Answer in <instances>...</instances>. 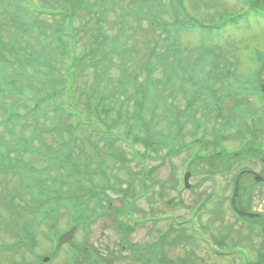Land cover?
<instances>
[{"label":"rangeland","instance_id":"1","mask_svg":"<svg viewBox=\"0 0 264 264\" xmlns=\"http://www.w3.org/2000/svg\"><path fill=\"white\" fill-rule=\"evenodd\" d=\"M2 1L5 2L6 8L2 10L0 15V24H5V22L9 23V21L3 16V13L10 11L17 3V0ZM125 1L128 4L130 0ZM141 1L143 10L146 9L144 5L146 2H156V0ZM61 2L59 0L55 3L46 2L45 0H32L38 10L51 8L56 11L67 7V4L61 5ZM23 4L25 6L26 3L23 2ZM180 4H182V8L178 7V9H175L178 13L177 19L180 20L183 16L195 18L194 29L198 25H210L211 20H216L223 13H228L231 17L234 16L235 18L233 19H238L246 11L244 6L231 0H180ZM156 5L164 8L163 0L160 3L157 0ZM122 6L125 7L123 2ZM155 6H152V9ZM21 7L24 8L22 5ZM155 16L167 23L173 20L169 12L156 11L154 13ZM110 18L113 19L114 17L110 16ZM246 19L242 20V18H239L236 23H230L231 26L220 27L221 30L216 34L211 32L209 38V42L212 45L218 46L217 54H220L219 49H221L228 53L230 59H236L237 72L243 75H247L248 72L249 74L251 73L253 58L255 57L254 50L264 53V22L252 14L247 15ZM125 20L128 22L126 33L128 36L132 35L126 47H130L133 44L135 47L130 48L138 50L139 53L138 56L135 55L138 63L133 67L131 66L133 71L138 66L136 69L138 81L143 82L146 77V71L142 68L144 63H148L151 67L152 78L155 81H161L163 70L166 68L164 65L166 59H160L165 49V45L161 42V38L165 36L164 33L147 19H141L140 23L129 18ZM49 21V27H52L53 19H49ZM114 22L115 28L107 30L109 39L113 38L116 30L120 28V23ZM72 23L74 32L77 31V33L87 26L78 15V9L75 11V18ZM35 31L36 27L33 33L26 35L36 40L33 36ZM204 36V33L199 31L182 32L178 41L184 53L178 59H175L174 62L184 60L187 64L186 59H189L190 62L198 56L200 50L205 51L200 49L202 44L204 45ZM18 38L23 42L19 50L27 49L31 51L26 47L23 36L20 35ZM34 40H29L30 47L31 44H34ZM46 45L49 51L41 57L44 60H48V54L53 52L52 42ZM6 46H10L9 39H7ZM172 54L170 53L167 57L168 65L173 59L171 58ZM12 58V61L8 60L11 63L10 67L5 68L3 72V76L7 79H3L5 82L0 80V87H3L6 82L11 85H7V88L2 91V96H0V120L3 118V112L6 108L13 109L15 117L7 125L8 129L19 140L25 142L31 150L38 149L39 153L36 156L25 152L20 156L17 153H10V155L14 159L19 158L20 162L25 164L22 167L19 166L23 177L28 179V181H31L34 177V180L41 188L42 196L55 193H58L59 196L70 195L65 200L64 208H61L60 214L56 219V227H50L44 220L34 221L32 214L29 213L30 210L21 213L18 208L14 207V204L13 207H9L1 203L6 194L13 196L14 202L20 205L29 203L30 199L26 192L21 199L22 191H24L22 184L25 180H22L18 173H15V175L13 173L2 174V177H0V264H21L22 262L36 264L35 255H39L40 262L44 257L51 258L50 253L54 251V246L52 248L50 238H52L53 233L67 229L70 223L68 222L69 214L67 210L75 211L73 203L78 201V197L83 195L77 189L80 185L97 187L101 194L103 193L101 197H104L105 200L102 206L98 207L95 219L77 230L73 242L75 245L80 246L82 253L83 251H89L94 257L97 254L106 255L107 264H141L142 260L137 255H133L130 250L119 247L122 234H119L114 227L116 219L129 226L137 222L133 226V231L126 236V242L140 246L142 248V256L146 255L147 247L160 243V239L163 238L160 246L157 245L159 247L158 250L165 255L167 260L171 259L173 262L186 258V264L188 262H191V264H264V241L261 237L264 230V183L255 187L254 177L250 174L245 175L240 181L242 186L248 188L251 186L253 188L250 192V202L246 204H248V211L258 214L257 220L262 221L257 225L254 224L252 227L253 231L250 233L246 229L247 223L235 218L230 212L228 199L231 197L234 186L233 177L239 170L247 167L248 170L264 177V105L259 104V102H263L262 98L257 97L255 100L256 96L252 95L245 100L250 103L244 104L247 111H249V116L247 115L243 121V127H237V123L232 126H226L220 129L221 134L218 135L219 148L221 146L227 153H233L242 145L247 144V146L257 149L255 154L253 156L248 155V157L245 154V159H242L239 163L229 155L228 161L231 167L225 171H220L214 178L211 175L208 178L205 177L206 164L192 169L188 179L190 188L185 189L182 185V176L187 166V158L190 153L197 151L193 149L197 147V144H193L192 137L195 129L194 122L199 120L203 124V127L198 131L199 135L204 127L207 128V132L203 137L209 141L208 147L211 148L215 143L213 135L214 122L211 119L209 120V117L204 118L202 115L206 105V95H203L200 100L195 102L194 111L191 115L192 124L188 122L182 129L181 135L175 141L174 128L172 129L167 124L169 118L167 120L165 114L171 115L170 107H175L180 112L183 111L187 101L182 96L181 91L174 95V101H172L166 96L168 90L166 92L162 90V83L156 87L161 90V99H156L155 105H157L156 114L158 120L156 121L157 125L154 128L151 127L150 131L156 133L154 136L156 140L159 137L162 140L166 139L169 148L177 149L171 155L166 151L167 147L165 146H159L158 153H155L149 148H145L141 142L132 143V136L128 137L124 134L127 124L123 123L122 125L121 121L116 127L117 130H115L121 139L115 141L113 143L114 148L107 152L108 146L104 144L103 140H100V135L97 132H93L91 129L89 131L88 128H81L78 131L73 130L72 134V130L69 127L75 124V119L64 115L61 117L60 113H58L61 109H69L71 112L76 111L83 119L95 121V116L91 115V117L86 118L89 115L85 107L86 101L84 97H81L78 93L76 94V86L68 87L71 82H66L67 91L63 92L64 84L57 80L56 73L53 72L51 74L52 85L43 88L41 79L39 80L38 77L33 79V67L31 65L21 63L13 54ZM61 59H64V57ZM49 66L50 70H53L54 63L50 61ZM198 75L200 78L199 73ZM116 76H118V73H113V77ZM260 82L259 85L263 87L264 70L260 73ZM169 83L172 84L171 81ZM237 86L238 84H232L230 87ZM212 87V94L220 95L223 93L221 88L227 89L228 86L215 83ZM6 90L13 91V95H7ZM33 100L37 102L36 109L32 105ZM147 100L151 101V97ZM232 103L231 97H224L220 102V107L225 111L231 107ZM69 104L74 107L73 110H71L72 108ZM105 104L109 107H115V111L118 110L117 104H112L109 101ZM134 108L132 103L127 106V110L130 112ZM48 112L54 115L52 121H50L52 114L46 115ZM144 113H147L145 115L147 118L144 117ZM116 115V113L112 112L111 118L115 120L116 118L114 117ZM216 115L217 112L213 109L210 116L214 117ZM179 116L181 121H184L185 117L183 116H185V113L184 115L180 113ZM135 117L134 122L137 123V126L133 120L128 125L144 130L145 128L142 126L147 125L154 115L152 110L149 109L147 112L137 113ZM23 122L25 124L20 125ZM220 125L221 121H219ZM2 128L4 127L1 124L0 133H3ZM146 135V133L140 132L135 138L139 140L146 139ZM2 136L5 140L12 139L7 134ZM253 136L255 137L254 140ZM188 143L191 145L190 150L186 147ZM92 144H95L98 149L96 154ZM209 150L211 151L212 148ZM113 151H118L121 154V158L114 161ZM67 163L69 164L65 165ZM29 164L30 167L28 169L26 165ZM103 167L107 169L108 175L111 177L108 179L115 190L119 188L123 190V187L114 183H120L119 178L127 179L131 182V188L134 191L133 196H135L133 200L123 197L122 194L115 190L106 189L104 191L105 177L99 172L103 170ZM71 168H76L79 171L77 176H74ZM14 172L18 171L15 170ZM114 177H118V179H114ZM215 178L217 181L214 183L213 180ZM18 190H21V194L15 195ZM210 192L214 193V204H210L208 211L197 210L195 213V208L191 209V207H197L200 199L205 198V195ZM8 201L9 199L5 200L6 204ZM124 201H129L133 206H130L131 211L129 213L118 218L116 213L125 207ZM37 204V202L31 200L29 208ZM16 215L21 216L23 224H26L24 230L28 233L32 242H35V255L30 254L25 249L16 248L14 245L15 239L16 243L20 242L17 235L20 218ZM185 220L190 221L189 225L185 223ZM143 221L145 222L144 224L141 223ZM172 221H175V223ZM177 222L183 224V227L179 226ZM171 224L174 225L176 231L168 233L167 229ZM187 227L192 234L187 230ZM165 233L166 235H164ZM192 235H194V240H192L193 237L192 239L187 238ZM219 241H221L222 245H219ZM67 253V248H64L54 260L50 259L49 262L44 264H65L69 257ZM160 256L161 254H157L156 258ZM148 264L156 263L152 260Z\"/></svg>","mask_w":264,"mask_h":264},{"label":"trees","instance_id":"2","mask_svg":"<svg viewBox=\"0 0 264 264\" xmlns=\"http://www.w3.org/2000/svg\"><path fill=\"white\" fill-rule=\"evenodd\" d=\"M28 1L32 2V0ZM45 1L55 3L57 0ZM59 1L61 2V0ZM248 1L253 4L250 8V10H252L251 12L260 15L264 20V0ZM23 2L22 0H17V3L10 11L3 13V16L10 24L7 22H5V24H0V49L7 50V46L5 45L7 39H9L10 45H23V42L18 38L20 35L23 36L25 45H30L29 40H34V38L28 35L33 33L36 27V31L33 35L36 40H34V44H31L30 47L32 53H30V58L33 60L31 66H34L35 69L38 65L41 67L40 57L44 56L45 53H48L49 49H47L46 44L49 42H52V53L55 55L54 57V55L50 53L47 56L48 60L42 59L45 70L41 84L44 88L52 85L51 74L55 72L56 78L61 84H66V82L70 81L71 86H76V94L78 93L81 97L85 98V107L87 109H93L94 112L99 111V113L107 115V119H109L111 123H120V121L122 125L123 123H126V130H131L133 125L128 124L131 120L135 121V116L128 113L125 106L127 102L133 101L132 97L134 93H130L125 97L123 93H126L127 85L130 82L127 76H131L132 67L136 65L138 61L131 55V52L128 51L126 54V51L122 49L123 46L126 48L127 42L132 37V35L128 36L126 33L128 22L126 20L124 21V19L128 17L137 19L141 16H145L147 13L142 12V1L130 0L129 3L126 4L125 0H90V2L87 0H62L61 5L67 4V7L56 11H53L51 8H41L36 14L31 12L29 8L26 9ZM122 2L125 7L122 6ZM20 4L24 8H22ZM31 6L32 5L29 4V7ZM5 8V2L0 0V15L2 10ZM77 9L78 15L87 25L81 29V32L79 33H77V31L74 32L72 23ZM34 15L38 21L34 18ZM175 15L176 14H174V18ZM110 16L114 18L111 19ZM69 17L70 20L67 19ZM49 19H53L52 27H49ZM155 20L156 27L166 34V37L162 38L161 42L166 44L167 50H173L176 53V56H178L181 45L179 44L178 37H176V35L182 28L181 22L176 19L174 23H167L158 21V17H155ZM114 21L120 23V28L116 30L115 36L109 39L107 32L115 28ZM67 23H69L68 26L73 43V46L71 47L67 46V42H69V40L66 36H64L66 35V29L68 28ZM8 25L13 26L14 28H9ZM208 41L209 40L205 41L204 45L202 44L200 49L205 51L200 50L201 52L199 58L197 57L195 60H191L190 62L189 59H186L187 66L184 65L183 61H180L179 65L174 63L176 65L174 68H179V70H182L183 72L180 79L185 86H175L173 96L179 92L178 89H181V94L186 99L187 105L185 109H183L185 119L184 121L180 120V122L177 118L180 112L176 111L172 114L171 109L175 107H170L169 111L172 114V118L167 124L169 127H172V129L174 128L175 137H179L185 124L191 121V115L195 102L200 100L203 95H206L205 112L203 113L204 118H208L209 113L213 109V105L214 107L215 104L217 105L216 97L211 96L212 83L218 82L222 85L226 84L228 86L227 89L222 87L221 90H223L226 97L233 96L232 100H234L231 107L227 108L225 114H222V109L220 107L218 108L219 114L217 117H219L218 119L222 122L220 127L213 129L215 143L211 146L212 150H209L211 149L208 147L209 141L202 137L201 139H197V143L200 144V147L193 155V163L197 167L202 166V163H207L210 170L207 169L208 171L206 172V176L209 177L211 175V177H214L220 171H225L231 167L227 157L228 153L221 146L219 148L220 143L218 142V135L221 134L220 129H223L226 126L235 125L236 123L237 127H243L244 124L242 123L249 114V111H247L244 106V104L247 103L245 100L248 95L256 94L257 96H264L263 89L261 85H259V83H261L260 73L264 70V53L255 50V65L252 66L250 76H246L237 72L236 59H230L228 53L221 49H219L220 54H217L218 46L212 45ZM132 47H134V45ZM12 48L13 46L10 47V49ZM72 48L74 52L72 51ZM6 52L7 51L2 52L3 56L10 59V56H8ZM70 52H72L71 55L69 54ZM68 55L69 59L66 58ZM62 57H64V59H61ZM50 61L54 63V67L52 68L53 70H50ZM200 62H203L204 64L202 63V65H200ZM112 69L118 70V76L113 77V74H111ZM188 73L189 75L184 77V75ZM198 73L201 78H199ZM235 83L238 84V86L233 87L232 89L230 86ZM121 96H123V98H120ZM108 100L110 103L118 105L115 120L111 118V114L115 111V108L106 107L104 105ZM142 103L143 102H138V104ZM249 103L250 102L247 104ZM64 110L65 109H61L58 113L66 114V117L72 115ZM50 114L52 113L48 112L46 115ZM51 117L50 121L54 119V115L52 114ZM211 118L212 117H209L208 119L210 120ZM88 120H84L85 122L83 121L79 123L78 127H87L90 131L93 122ZM157 120L158 116L154 115L150 122H148L147 125H144V132H148L147 134H149V140H142L145 147H148L155 153H158L159 146H165L169 149V144L166 139L162 140L161 137H159L157 140H154L156 133L150 131L151 127L154 128L157 125ZM194 125V130H196L199 123L196 122ZM112 129L113 127L108 128L107 132L112 131ZM254 139L255 137L253 140ZM109 142H111V140H109ZM254 153V147L249 145L247 147V144H245L242 145L238 151H234L230 155L239 163L242 159H245V154H247V156H253ZM4 158V161L7 162L4 164L5 166L12 163V158L9 156H5ZM9 170L11 171L12 169ZM75 170L72 171L74 172V176H77L79 171L76 168ZM234 180L235 179H233L232 182H234ZM77 189L83 195L78 197V201L73 203L75 211L69 209L67 211L70 217L77 219L78 224H82L81 226L84 227L95 219L98 207L102 206L105 199L104 197H101L103 193H97V187L93 185H80ZM118 191L125 192L121 189H118ZM251 191L252 188L242 187L239 192L238 200L245 199L247 203H249V195ZM69 195L70 194L59 196L58 193H55L53 195L48 194L46 196H42L41 190H39V194H31V200L38 203L36 207L38 217L46 221L50 227H56V219L60 214L59 209L64 208V202ZM127 195L128 194H126V196ZM210 202L212 203L211 199L207 198L204 202L198 205V208L208 211L211 204ZM123 204L125 207L118 211V218L122 213H129L131 211L130 208L133 206V204L129 203V205L126 201ZM256 221L257 220H250V222L254 223H257ZM133 226L135 225L129 226L118 219L114 221V227L122 234V243L120 242L119 247L123 249L126 246V249H129L133 255L140 257L139 247L126 242V236L133 231ZM169 230L171 231L172 229ZM23 233L25 240L29 239V242L32 241L25 230ZM20 239L23 240L21 236ZM162 241L163 238L160 239V243ZM160 243H157L155 245L156 247L148 248L146 256H141L143 257L141 264H148L147 262L145 263V260H150L152 258V254L155 249L157 254H161V256L156 259V264H186V260L184 259H178L176 262L167 260L165 255L158 250L159 247H157V245L160 246ZM31 246L33 247V242L25 245L26 248ZM78 250L81 251V249ZM82 255L84 257H82V260L80 257L81 264H107L106 255L97 254V256L94 257L89 251H83ZM73 260L74 257L72 256V263ZM188 264H191V262H188Z\"/></svg>","mask_w":264,"mask_h":264},{"label":"water","instance_id":"3","mask_svg":"<svg viewBox=\"0 0 264 264\" xmlns=\"http://www.w3.org/2000/svg\"><path fill=\"white\" fill-rule=\"evenodd\" d=\"M259 180V178H257ZM187 180V176L185 177V181ZM234 201V200H233ZM240 215H246L251 217V214H244L242 212H239ZM76 228L73 227L71 230H69L68 232L63 233L62 235L59 236L58 241H57V245H56V249H59L63 244H65L67 241L71 240L73 237V234L75 232ZM46 261V260H45Z\"/></svg>","mask_w":264,"mask_h":264}]
</instances>
